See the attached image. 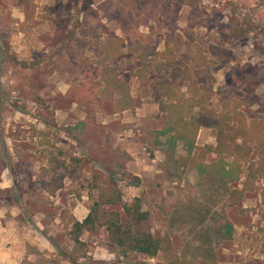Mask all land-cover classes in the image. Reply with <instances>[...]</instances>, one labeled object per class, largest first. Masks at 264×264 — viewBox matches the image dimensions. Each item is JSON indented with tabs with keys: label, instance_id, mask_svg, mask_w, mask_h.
Returning a JSON list of instances; mask_svg holds the SVG:
<instances>
[{
	"label": "rangeland",
	"instance_id": "obj_1",
	"mask_svg": "<svg viewBox=\"0 0 264 264\" xmlns=\"http://www.w3.org/2000/svg\"><path fill=\"white\" fill-rule=\"evenodd\" d=\"M37 2L0 0V73L6 69L2 58L10 54L5 32L15 31L13 26L20 27L14 25L10 15L14 8L23 5L32 16L27 28L44 20L53 30L58 29L49 36L50 44L45 49L32 52L30 63H40L34 82L44 89L38 106L44 110L45 124L56 125L53 106L66 112L76 102L87 111L86 115L75 116V127H62L64 131L54 136L55 141L59 139V147L45 141L44 153L49 162L43 174L53 176L50 188H61L66 181L69 192H74L70 196L65 193L61 204L84 206L83 211L89 214L93 205L100 203L101 210H116L124 217L122 206L138 199L149 219L136 229L161 239L163 251L154 258L140 253L117 257L123 264H264L263 233L262 237H252L254 254L238 255L229 239V186L221 179L223 162L206 163L209 147H199L192 155L188 148L178 150L174 156L167 155L166 161L158 164L161 176L148 183L137 197L133 188L139 181L127 165L132 157L116 147L113 132L105 131L99 116L101 109L116 108L113 100L106 102L99 96L116 94L119 70L138 69L141 94L150 90L156 97L173 96V101H187L189 107L198 102L201 110L219 112L227 123L264 118V0H118L123 5L119 12L120 6L114 0H48L43 6ZM115 21L125 31L123 37L113 32L99 34L103 22L111 28ZM121 56L124 59L119 65ZM12 58L13 63L16 59ZM185 63L186 68L177 66L173 71L174 65ZM207 65L210 67L199 71V83H195L191 70ZM105 72L107 85L103 82ZM52 76L58 78V84L49 82ZM173 76L178 78L167 82ZM149 78L156 81L148 82ZM57 87L59 93H55ZM52 92L61 95L53 100ZM163 103L161 107L165 108ZM82 116L85 120L79 121ZM66 119L65 115L68 123ZM110 124L115 129V123ZM140 130L143 147L139 148V157L155 159L158 136L145 125ZM172 147L167 144L163 150ZM262 151L261 148L260 157ZM252 152L257 153L258 148ZM251 154L249 157H253ZM198 163L203 164L202 172L196 170ZM106 196L116 199V204L106 203ZM19 197L15 191L0 194V200L8 206L18 205ZM31 198L28 211L42 210L51 220L56 217L53 201L42 199V195ZM232 214L241 215L238 211ZM7 217H11L10 212ZM71 218V210L61 212L63 227L55 243L61 254L73 250L77 258L85 257V264H90L93 260L86 244L82 249L74 245L70 251ZM99 230L96 241L104 247ZM239 245L244 248L242 243ZM39 255L34 264L45 262ZM24 264L32 262L24 260Z\"/></svg>",
	"mask_w": 264,
	"mask_h": 264
},
{
	"label": "crops",
	"instance_id": "obj_2",
	"mask_svg": "<svg viewBox=\"0 0 264 264\" xmlns=\"http://www.w3.org/2000/svg\"><path fill=\"white\" fill-rule=\"evenodd\" d=\"M114 1L116 6H120L117 11H121L123 5L118 3V0ZM37 3L41 6L47 5L48 0H38ZM21 6L14 8L10 14L14 25H20V27L13 26L15 31L9 29V32H5L10 47L9 53L15 58L5 53V58L3 57L2 61L6 69L0 73V164L2 165L0 168V194L8 192L11 194L15 191L20 196L18 205L13 203L12 206H8L0 200V264H24V260L34 264L38 254H41L40 258L45 261L43 264H85L87 262L85 257L77 258L73 254L74 242H72L70 254H61L54 238L61 233L60 227H63L61 212L64 209L71 210L73 218L80 222L85 220L88 212H84L83 210L86 208L81 205L61 204L63 195L70 196L74 192H69L70 189L67 187L66 181L61 188H50L53 176L49 174L44 176L43 171L48 167L49 162L44 153L45 141H50L59 147V139L55 141L54 136L58 137L59 133L64 131L62 127H75L78 122L75 116L86 115L87 111L76 102L66 112L60 107L54 108L53 106L56 125L51 126L43 122L44 110L39 108L38 100L42 98L44 89L34 82L40 63L31 65L30 61L32 52L45 49L50 44L49 36L55 34L58 29L53 30L49 27V21L44 20H37L27 28V24H29L27 22L32 19V16L25 7ZM81 14H78L80 19ZM37 15L38 12L35 18ZM103 23L105 25L99 31L102 36L113 32L115 36L121 38L125 34L117 21L115 24H111L113 25L111 28L106 22ZM178 31L180 34L183 33V29H178ZM11 58L16 59L14 61L17 62L26 63L18 65L14 61L12 63ZM123 59L124 57L121 56L118 60L119 65ZM131 63L134 68L133 59H131ZM174 66L173 71L176 72L177 66L186 68L187 64ZM209 67L207 65L191 70L193 81L198 84L199 71L207 70ZM137 70L135 69V72L134 69L131 72L119 70L116 81L119 90L116 94L99 96L106 102L114 101L116 108L111 111L101 109L99 116L104 121L101 123L105 126V131L113 132L117 141L116 147L132 157L127 165L128 170L139 181L136 183L137 187L133 188L137 197L144 188L146 189L148 183L161 176V170L157 169L158 164L166 161L167 155L170 153L173 156L177 154L178 150L188 148L192 155V151L199 147H209L211 151L206 163L217 165L223 161L232 163V156L217 150L219 145L218 128L214 125L203 124V117L207 115V112L214 115H218L219 112H205L198 107V102H195L194 107H189L187 101L181 103L173 101V96L163 98L164 96L160 95L156 97L150 90L147 91V94H141ZM54 76L49 79V82L58 84L59 80ZM174 77L167 82L170 83L171 80L178 78V76ZM155 81L156 79H148V82L151 83ZM59 92V87H57L55 93ZM60 95L52 92V99H57ZM70 97L69 95V99H71ZM186 97L188 99V96ZM163 99H170L171 102L163 101ZM161 101L164 102V106L167 105L165 108L161 107ZM65 115L68 123L64 120ZM83 120H85L84 116L79 121ZM110 123H115V129ZM198 123L201 125L196 128ZM229 124L234 128L240 126V123ZM143 125L158 136L156 138L159 147H156L155 159L152 160H142L139 157V148L142 146L139 136ZM243 125L259 130V135H257L258 139L254 140H245V137L238 135L235 139L227 141L229 146H241L244 141H247L246 146L250 148L251 156H253L243 161L240 179L228 183L230 212L226 227L230 241L237 247L238 255L254 254L255 250L253 251L250 247L253 241L252 237H262L261 233L264 234V217L262 216L264 212V176H257L251 167V164H255L254 168L262 166L259 152L262 146L264 147V118L249 117L243 121ZM190 130L195 132L193 138L187 136V131ZM167 144H171L172 149L163 150ZM256 148H258V152L253 153L252 149L255 151ZM22 165L23 167H21ZM195 167L197 171L202 172L203 164L198 163ZM226 168L229 169V165ZM29 184L33 186L32 190L29 189ZM38 195H42V199H50L54 202L55 210L58 211L54 219H48L47 214L42 210H27L28 201L32 199V196ZM237 211L241 214L239 217L232 214ZM8 212L11 213V217H7ZM99 231L100 237H103V242H105L104 247L99 246L96 241L97 231L83 230L80 236V240L89 249L88 255L92 257L93 262L90 264H123L118 261L117 255L106 247L109 242L107 230L101 228ZM241 243L245 249H240L239 244Z\"/></svg>",
	"mask_w": 264,
	"mask_h": 264
},
{
	"label": "trees",
	"instance_id": "obj_3",
	"mask_svg": "<svg viewBox=\"0 0 264 264\" xmlns=\"http://www.w3.org/2000/svg\"><path fill=\"white\" fill-rule=\"evenodd\" d=\"M6 1L12 3L14 0ZM30 1L33 2V0ZM215 49L220 50L218 48ZM103 82H105V85L108 83L106 72L103 77ZM203 124L214 125L218 128L219 145L217 150L233 157L232 163L223 161L220 173L221 179L227 185L232 181H238L242 171V163L245 159L249 158L250 148L246 146L248 143L247 141H244V144L241 146H229L227 141L229 139H235L238 135L245 137V140L258 139L257 135H259V130L247 128V126L243 125V122L240 123L239 127L234 128L229 122L227 123L222 116L214 115L209 112L203 117ZM200 125L201 123H198L196 128H199ZM194 135L195 132L193 130L187 131V136L193 138ZM262 149L264 150L263 146ZM260 164L262 166L259 168H254L255 164H251V167L257 176H264V151L261 152ZM227 165H229V169L226 168ZM116 202V199L106 196V203L116 204ZM122 209L124 211V217L121 212L116 210H101V204L95 203L84 221L80 222L71 218L72 230H70V235L75 244V248L82 249L84 246V243L80 240L83 230L96 231L105 228L109 239L107 247L109 250L113 251L117 257L125 256L130 253H140L149 258H154L159 252H162L163 241L161 239L154 237L151 233L136 229L138 225L149 219V213L142 211L138 199L132 205L124 204Z\"/></svg>",
	"mask_w": 264,
	"mask_h": 264
}]
</instances>
